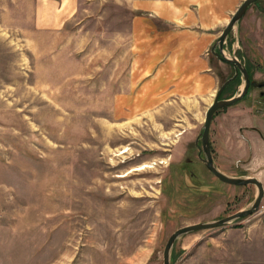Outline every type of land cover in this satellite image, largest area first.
<instances>
[{"label":"rangeland","instance_id":"374dc122","mask_svg":"<svg viewBox=\"0 0 264 264\" xmlns=\"http://www.w3.org/2000/svg\"><path fill=\"white\" fill-rule=\"evenodd\" d=\"M34 2L0 0V264H163L176 229L251 205L254 185L224 183L198 157L203 103L114 108L130 86L131 0H74L57 29L35 27ZM223 50L264 81V0L247 8ZM215 66L220 86L233 68ZM262 123L257 89L215 112L209 140L221 172L259 169L246 135ZM251 223L264 233V212L180 235L172 264H263L257 255L243 263L222 237L237 229L230 239L240 245Z\"/></svg>","mask_w":264,"mask_h":264},{"label":"crops","instance_id":"0c3cea01","mask_svg":"<svg viewBox=\"0 0 264 264\" xmlns=\"http://www.w3.org/2000/svg\"><path fill=\"white\" fill-rule=\"evenodd\" d=\"M34 1L33 23L39 29H57L74 5V0H60V7L57 0ZM64 1L67 5L63 7ZM241 1L131 0L127 39L130 86L124 103L121 99L117 103L119 97L115 96L114 108L151 111L171 100L195 111L202 103L207 109L220 79L215 66L219 59L211 48ZM259 128L257 133L247 129L246 135L247 150L252 152L250 162L259 169L237 175H252L264 184V123ZM235 230L222 234L227 252L232 249L238 253L240 249L243 263L257 255L255 259L264 264L262 228L251 223L240 230V245L230 239Z\"/></svg>","mask_w":264,"mask_h":264},{"label":"water","instance_id":"95a60500","mask_svg":"<svg viewBox=\"0 0 264 264\" xmlns=\"http://www.w3.org/2000/svg\"><path fill=\"white\" fill-rule=\"evenodd\" d=\"M257 0H242L239 6L236 8L234 13L231 15L230 19L226 23L225 27L221 30V33L218 37L217 42L212 46L211 51L217 56L220 61L225 63H229L234 69V76L240 72L241 80L243 83L241 84V89L237 94L232 95L229 98H218L219 93L224 88V86L234 78V76L226 79L217 89L213 100L211 101L210 105L207 107L204 115V123L202 126V131L200 132V147L199 150L203 152V157L201 158L205 164V167L209 172H211L217 179L220 181L230 184V185H237V186H244V185H254L256 187V195L254 197L253 202L251 205L245 209L238 210L230 215L225 217L207 221V222H196L192 224H188L182 227H179L174 232L170 234L168 237L162 252V260L163 264H172L171 262V250L174 242L176 239L185 233L204 230V229H211L222 227L225 224L238 219L243 218L246 216H250L256 213L259 209L261 201L264 196V188L262 182L254 176H229L221 172L215 165L213 161V157L210 150V143H209V130L211 126V122L213 119V115L215 112L224 107H229L235 104L237 101L241 100L244 94L247 92L249 87V78L246 67L236 58V57H226L224 55V42L228 37L229 32L234 28L235 24L242 18L243 14L247 10V8Z\"/></svg>","mask_w":264,"mask_h":264},{"label":"flooded vegetation","instance_id":"af4514ba","mask_svg":"<svg viewBox=\"0 0 264 264\" xmlns=\"http://www.w3.org/2000/svg\"><path fill=\"white\" fill-rule=\"evenodd\" d=\"M230 67H232V66H230ZM245 67H246V69H247V73H248V78H249V87H248V90H247V92L244 94V96L241 98V100H243V99H245V97L247 96H249V94H250V91L252 90V89H257V92H258V97H260V98H262L263 100H264V81H259V80H255V77H254V75H253V73L250 71V70H248V68H247V66L245 65ZM233 68V67H232ZM232 76H234V69H233V73H232V75L231 76H228L226 79H228V78H230V77H232ZM240 76H241V74H240V72H238L235 76H234V78L233 79H231L226 85H228L229 83H231L232 81H234V79L235 78H240ZM225 79V80H226ZM224 80V81H225ZM223 81V82H224ZM222 82V83H223ZM225 85V86H226ZM224 86V87H225ZM222 91V90H221ZM221 93V92H220ZM220 93H219V95H218V98L220 99V98H223L222 96H220ZM241 100H239V101H241ZM238 101V102H239ZM237 103V102H236ZM221 109V108H220ZM218 111V110H217ZM201 132V131H200ZM200 132H199V135H198V137H196V140H195V146L197 147V151H198V157H200V158H202L203 157V152L202 151H200L199 150V147H200V144H201V141H200ZM209 138H210V136H209ZM209 143H210V150H211V154H212V146H211V141L209 140ZM213 157V156H212Z\"/></svg>","mask_w":264,"mask_h":264},{"label":"trees","instance_id":"16d2710c","mask_svg":"<svg viewBox=\"0 0 264 264\" xmlns=\"http://www.w3.org/2000/svg\"><path fill=\"white\" fill-rule=\"evenodd\" d=\"M258 1V0H257ZM257 1H255V2H257ZM240 80V79H239ZM237 83H239L238 82V77L237 78H235L234 79V81H232L231 83H229L228 85H226L223 89H222V91H221V93H220V96H222L223 98H229V97H231L232 95H233V91H234V86L237 84ZM228 95L227 97H224L225 95ZM173 251L171 250V258L172 259H174V255H173Z\"/></svg>","mask_w":264,"mask_h":264},{"label":"bare ground","instance_id":"6f19581e","mask_svg":"<svg viewBox=\"0 0 264 264\" xmlns=\"http://www.w3.org/2000/svg\"><path fill=\"white\" fill-rule=\"evenodd\" d=\"M126 151V149L125 150H123L122 152H120L119 154H121V153H124ZM148 165H142V166H139V167H136V168H134L133 170H140V169H143V168H145V167H147ZM132 170V171H133ZM127 173H129V172H127ZM123 175H125V174H123ZM127 175V174H126Z\"/></svg>","mask_w":264,"mask_h":264},{"label":"built area","instance_id":"2783aa9c","mask_svg":"<svg viewBox=\"0 0 264 264\" xmlns=\"http://www.w3.org/2000/svg\"><path fill=\"white\" fill-rule=\"evenodd\" d=\"M261 212H264V204L263 203L260 204V207L256 213H261Z\"/></svg>","mask_w":264,"mask_h":264}]
</instances>
